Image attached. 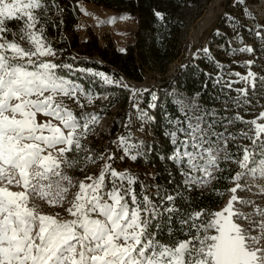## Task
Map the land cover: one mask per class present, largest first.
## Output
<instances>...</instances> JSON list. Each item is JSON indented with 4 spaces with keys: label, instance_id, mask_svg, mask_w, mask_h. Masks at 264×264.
I'll return each instance as SVG.
<instances>
[{
    "label": "snow or ice",
    "instance_id": "obj_1",
    "mask_svg": "<svg viewBox=\"0 0 264 264\" xmlns=\"http://www.w3.org/2000/svg\"><path fill=\"white\" fill-rule=\"evenodd\" d=\"M48 8V0H0V264H264V209L256 208L247 215L233 210L234 203H251L235 195L240 181L249 173L264 177V124L255 119L235 118L254 125L253 137L242 133L251 139L253 149H244L239 159L241 171L230 177L236 184L230 189L233 195L221 211L182 209L176 205L177 196L168 192H158L159 203H155L145 192L137 193L134 175L118 172L107 162L98 176H87L79 182L67 209L72 219L59 221L53 216L37 215L28 206L33 195L46 198L50 206L62 202L68 191L65 182L71 184L63 167L75 163L66 154L89 151L81 141L98 119L90 113L77 116L58 102L57 96L79 102V96L86 95L89 103L93 97L79 85L58 77L53 71L55 64L43 60L36 63L40 57L55 54L45 43L44 28H37L41 14ZM10 21L22 22L12 31V39L5 35L11 31ZM241 51L250 53L252 49ZM28 65H35L36 70H28ZM93 75L119 86L104 73ZM249 77L255 79L251 72L241 79ZM239 91L247 96L246 90ZM37 114L50 119L39 123ZM257 119L264 120V112ZM177 131L192 136V143L179 140L176 131L166 133L174 146L169 158L178 164L186 159L189 168L210 177L208 169L216 167L210 148L203 150L209 157L205 163H194L198 157L203 159L195 135L198 129ZM131 140V136H121L118 144L125 156L135 160L141 144ZM85 159L92 161L93 157L89 154ZM181 175L185 184L200 182L188 172ZM11 187L23 190L11 191ZM255 216L260 219L250 218ZM159 217L166 219L169 236L180 233L184 238L168 242L159 239L162 233L151 230L152 222ZM237 219L253 227L246 231ZM254 231L258 234L252 235Z\"/></svg>",
    "mask_w": 264,
    "mask_h": 264
},
{
    "label": "rangeland",
    "instance_id": "obj_2",
    "mask_svg": "<svg viewBox=\"0 0 264 264\" xmlns=\"http://www.w3.org/2000/svg\"><path fill=\"white\" fill-rule=\"evenodd\" d=\"M79 10L80 16L75 31L81 42L88 37V34H92L100 46L111 42L118 51H124L134 44L138 27L136 16L84 2L79 4ZM184 13L189 21L185 37L188 47L186 62L200 56L212 57L217 54V51H222L223 46L215 43L214 37L223 35L226 37L229 51L220 57L231 56L236 59L237 63L248 65L249 71L255 77L253 91L243 98L231 97L230 101L222 100L217 105L209 107L198 101L197 97L188 96L175 87L173 78L178 63L171 64L164 75L151 73L146 75L142 81L123 77L113 79L119 82V86L105 83L101 77L96 75L97 86L95 87L92 82L89 91H85L82 85L73 79L58 76L74 85H79L86 94L93 97V100L89 103L86 95H80L79 102L64 96H57L56 100L62 102L77 116L90 113L96 115L98 119L91 125L86 138L81 141L89 151L77 153L73 150L66 154L75 163L71 167H63L64 173L71 179V184L65 182L68 191L63 194L62 202L56 206H50L46 198L42 199L35 195L29 198L28 206L34 209L37 215L53 216L59 221L72 219L67 209L78 191L79 182L85 180L87 176H98L105 162L118 172L134 173V168L122 163L118 158L120 148L118 141L124 135L131 136V138L143 136L142 126H138V120L152 119L148 111L141 109L140 105L143 94L147 92L151 94L149 108L151 111L158 112L159 127H165V133L176 131L179 140L192 143V136L177 130L180 128L198 129L195 135L197 142L201 145L200 151L203 159L198 157L194 163H205L209 157L203 150L210 148L216 160V167L208 169L211 176L208 177L205 172L189 168L186 159L179 164L175 163L183 164L189 175L200 178L199 183L193 184L201 192L216 191L219 193L221 202L213 212L221 211L227 206L233 195L230 189L236 186L230 177L241 171L239 159L243 156L244 149H253L251 139L244 138L242 133H247L248 137L255 135L251 130L254 129V125L245 124L235 118L240 116L244 121L255 119L257 123L264 124V120L257 119L260 113L264 112V0H209L206 3L204 0L202 11L199 14L193 8L185 9ZM121 16H126L127 19H119ZM110 18H116L115 22L100 24V21H107ZM220 27H224L223 31L219 29ZM246 48H251L252 51L250 53L241 51ZM55 58V55L40 57L36 63L38 64L40 60L53 63ZM27 67L30 71L36 70L35 65ZM169 107L174 109V114L169 113ZM36 119L37 122L43 123L50 118L37 114ZM53 123L58 124L57 121ZM115 125H117V131L112 133L111 129ZM218 134H223V137L218 138ZM89 154L93 157L92 161L85 159ZM100 155L104 158L97 159ZM109 156L112 159L109 160ZM108 186L111 187L110 178ZM10 190L19 192L23 189L11 187ZM235 195L240 200L251 202L247 205L234 203L233 210L238 213L247 215L254 212L256 208L264 209V177L259 173L255 175L249 173L240 181V188ZM250 218L257 221L260 219L259 216ZM236 222L246 231L253 227L243 219H237ZM257 234L256 231L252 232V235Z\"/></svg>",
    "mask_w": 264,
    "mask_h": 264
},
{
    "label": "trees",
    "instance_id": "obj_3",
    "mask_svg": "<svg viewBox=\"0 0 264 264\" xmlns=\"http://www.w3.org/2000/svg\"><path fill=\"white\" fill-rule=\"evenodd\" d=\"M208 1L205 0V3ZM81 2L136 16L138 27L134 44L124 51H118L111 42L100 46L92 34L81 42L75 31ZM202 3L204 0H48L49 8L41 14V24L37 28H44L45 42L55 53V74L77 81L85 91H89L92 82L97 86L93 73H104L112 79L123 77L142 81L151 73L164 75L171 64L178 63L173 78L175 87L211 107L222 100L230 101L231 97H245L239 90L244 89L247 93L253 91L254 80L251 77L241 79L251 72L248 65L237 63L231 56L220 57L229 51L223 35L214 37L215 43L223 46L222 51H217L212 57L200 56L186 62L188 47L185 37L189 21L184 10L193 8L199 14ZM157 13L161 15L157 16ZM7 23L11 31L5 35L12 39V31H16L17 25L22 22ZM150 97V92L143 94L140 105L152 119L138 120L143 136L132 137L131 140L132 143L141 144L140 154L132 160L124 155L121 148L118 150L121 162L135 170L132 175L137 181L133 187L137 193L145 192L155 203H159L158 192L161 195L168 192L177 196L176 205L182 209L191 211L192 207H203L214 211L221 202L218 193L201 192L193 183L185 184V177L181 173L187 171L183 164L178 165L169 158L173 155L174 146L164 132L165 127H159L158 112L149 108ZM173 110L172 107L168 108L171 114H174ZM116 126L111 129L112 133L117 131ZM141 185L144 187L141 188ZM152 223L151 230L162 233L158 238L163 241L184 238L180 233L167 234L168 224L164 217Z\"/></svg>",
    "mask_w": 264,
    "mask_h": 264
}]
</instances>
